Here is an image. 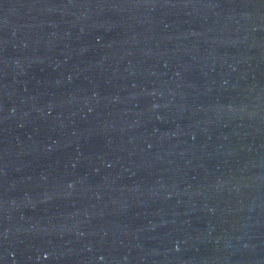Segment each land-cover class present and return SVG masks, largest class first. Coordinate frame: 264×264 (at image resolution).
Returning <instances> with one entry per match:
<instances>
[{"label": "water", "instance_id": "obj_1", "mask_svg": "<svg viewBox=\"0 0 264 264\" xmlns=\"http://www.w3.org/2000/svg\"><path fill=\"white\" fill-rule=\"evenodd\" d=\"M0 264H264V0H0Z\"/></svg>", "mask_w": 264, "mask_h": 264}]
</instances>
